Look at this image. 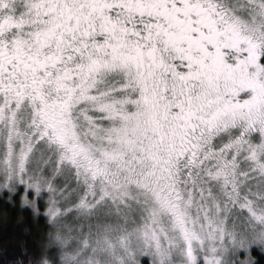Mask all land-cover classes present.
Masks as SVG:
<instances>
[{
    "label": "snow or ice",
    "instance_id": "obj_1",
    "mask_svg": "<svg viewBox=\"0 0 264 264\" xmlns=\"http://www.w3.org/2000/svg\"><path fill=\"white\" fill-rule=\"evenodd\" d=\"M0 206V264H264V0H0Z\"/></svg>",
    "mask_w": 264,
    "mask_h": 264
},
{
    "label": "trees",
    "instance_id": "obj_2",
    "mask_svg": "<svg viewBox=\"0 0 264 264\" xmlns=\"http://www.w3.org/2000/svg\"><path fill=\"white\" fill-rule=\"evenodd\" d=\"M2 207V206H0ZM17 218L16 210H12L11 217L9 218L7 224L0 223V248L5 247L4 241L11 240L13 233H15L16 238H26V234L22 233L20 226H17L15 229L13 228V223ZM24 222L29 225L30 228L39 229L44 226V218L38 217L35 220L31 217L30 213L26 212L24 216ZM9 250L11 251L14 247L13 243H9L7 245ZM2 259H7V256L0 257Z\"/></svg>",
    "mask_w": 264,
    "mask_h": 264
}]
</instances>
